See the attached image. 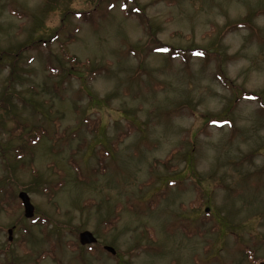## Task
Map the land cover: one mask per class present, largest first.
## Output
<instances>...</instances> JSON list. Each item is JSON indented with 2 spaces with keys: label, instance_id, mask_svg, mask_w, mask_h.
I'll return each mask as SVG.
<instances>
[{
  "label": "rangeland",
  "instance_id": "374dc122",
  "mask_svg": "<svg viewBox=\"0 0 264 264\" xmlns=\"http://www.w3.org/2000/svg\"><path fill=\"white\" fill-rule=\"evenodd\" d=\"M246 94L264 105V0H0V264L264 262Z\"/></svg>",
  "mask_w": 264,
  "mask_h": 264
},
{
  "label": "trees",
  "instance_id": "16d2710c",
  "mask_svg": "<svg viewBox=\"0 0 264 264\" xmlns=\"http://www.w3.org/2000/svg\"><path fill=\"white\" fill-rule=\"evenodd\" d=\"M123 11H124V6H123ZM12 12V11H11ZM135 14H139L140 10L139 9H134L132 11ZM14 13V10L13 12ZM237 25L239 27H243L246 26V24L244 25V23L242 22H238ZM248 28V27H247ZM73 42V40H70L69 38H67V43H60L59 44V50L61 53V59L68 64L72 69H77V70H81L80 67H83L84 64L82 62H80L77 57H74L73 55L70 54L69 49L67 48L69 46V44H71ZM175 53V52H174ZM182 59L184 60V58L182 57ZM45 69L47 70H51L52 74H57L58 71L56 69H53V67H51L50 65H46ZM247 98L249 100H257L259 104L262 105V107L264 106L262 104V102L259 101L260 97L259 96H255L253 94H246ZM98 123H100V121H98ZM25 126L22 124H19L18 122H16V125L14 127V130L12 132L13 137L17 136L19 137L21 135V139L23 140V143H25L27 146H34L35 144L38 143V141H41V138L43 137V135L45 134V131L42 127L39 126H33V128L28 129L25 132ZM128 136V132L126 133H121L118 138L116 139V141L113 143L116 144L119 140L124 139L125 137ZM115 147V145H114ZM101 157L98 160V164H99V168L100 170L103 169L105 167V163H104V159H106L108 153L100 151ZM19 204L21 205V202L19 201Z\"/></svg>",
  "mask_w": 264,
  "mask_h": 264
},
{
  "label": "water",
  "instance_id": "95a60500",
  "mask_svg": "<svg viewBox=\"0 0 264 264\" xmlns=\"http://www.w3.org/2000/svg\"><path fill=\"white\" fill-rule=\"evenodd\" d=\"M19 200L21 201V205L23 206V210H24V217L27 219H30L33 217V206L30 205V200L29 197L27 195H25V193L21 192L18 195ZM205 212L208 213L209 209H205ZM78 241L81 246H86V245H93L95 244V242H97V240L95 239V237L91 234L86 232L81 233L78 236ZM104 251H106V253H109L111 255H115V251L112 247L109 246H104ZM259 264H264V262H261Z\"/></svg>",
  "mask_w": 264,
  "mask_h": 264
}]
</instances>
